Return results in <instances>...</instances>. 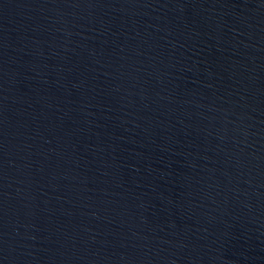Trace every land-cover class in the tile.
<instances>
[{"label": "water", "instance_id": "obj_1", "mask_svg": "<svg viewBox=\"0 0 264 264\" xmlns=\"http://www.w3.org/2000/svg\"><path fill=\"white\" fill-rule=\"evenodd\" d=\"M0 264H264V0H0Z\"/></svg>", "mask_w": 264, "mask_h": 264}]
</instances>
